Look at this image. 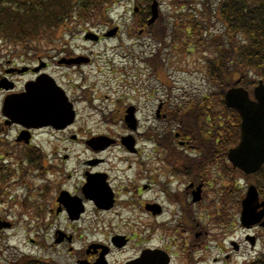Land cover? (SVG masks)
Listing matches in <instances>:
<instances>
[{
    "label": "rangeland",
    "instance_id": "obj_1",
    "mask_svg": "<svg viewBox=\"0 0 264 264\" xmlns=\"http://www.w3.org/2000/svg\"><path fill=\"white\" fill-rule=\"evenodd\" d=\"M157 1L160 4V13H162L161 27L167 30L164 42L155 41L151 32L140 37L138 32H135L134 25L135 1L122 0L111 13L113 26L109 28L99 26L94 30L83 27L81 32H75L74 35H71L70 31H65L63 36L67 50L70 51L71 56L76 55L77 60H81L77 69L57 66L58 60L68 57L66 54H62L63 52L60 54L51 52L48 55L50 58L43 59L44 64L49 65L46 72L68 91L72 100L78 102L76 106L77 120L64 133L43 130L34 138L33 147L41 149L44 156L47 157L45 166L49 173L46 175L45 181L37 178L38 173L34 171L27 179L21 180L22 170L20 166H17L19 156L16 154V149L21 148L16 147L14 142L20 132L14 127L11 128L10 125L9 131L0 133V157L6 158L4 164L9 166V169H5L6 175L13 178L9 184L0 182V192H2L0 195V219L12 225L9 229L0 228V264H20V261L27 255L52 261L55 264H77L90 245L99 244L106 237L109 238L108 234L124 230L126 226L141 225V229H134V232H137L139 237L142 234L145 237L144 242H149L152 246L157 244V234L153 230L154 220L142 213L144 205L155 200L153 195L157 188L141 195H137L136 190L141 189L143 183H148L147 178L150 174L159 172L163 175V170L166 167V160L163 158L166 156V152L159 141L152 137H145L144 133L157 134L161 138L169 134V130H172L173 133L178 132L179 124L171 117L159 120L155 116H151L150 120H145L143 114L148 110H156L161 103H165L166 106L168 103L167 108L169 109L181 106L184 113L187 103L192 109L201 105L202 101L199 102V99L203 95L217 91L211 87L215 85L205 73V68H200V65L204 64V59L208 58V55L214 56L210 46L212 37L219 35L222 37L225 32L223 23L216 16L212 18V25L208 26V19L204 15L205 9L202 8L206 0H198L187 9L188 16L186 15L185 19V23L188 24L190 20H197L200 23V28L194 31L191 36V40L198 46V50L192 49V44L189 48L194 51L188 53L189 48L186 51L188 46L182 43L174 48L171 45V32L176 24L181 23L179 14L182 11L179 6L171 5L169 1ZM208 1L214 7L219 0ZM204 23L206 24L204 25ZM159 26L155 27L153 31H159ZM116 27L119 28L116 37L102 39L98 43L88 42L84 39L86 33L102 36ZM181 32L179 31L178 34L186 37L187 33L182 34ZM158 51L162 52L163 59V63L161 62L159 67L150 62ZM2 54H4L2 61L6 63L3 69L28 66L32 62H36L23 49L15 50L12 47H3ZM9 54L14 55L10 58L7 56ZM181 54L184 56H180ZM202 54L204 55L202 56ZM22 59L25 62L28 61L29 64L24 63ZM14 64L19 65L12 66ZM43 70L39 69L37 75H40ZM2 72L0 67V74ZM34 79V76L28 74L9 82L17 81L19 87H23L24 84ZM235 80H238V77H235ZM1 85H4V82ZM8 94L0 92L1 128L4 123L2 105ZM130 106L137 109L139 124L136 132H132L123 122L125 111ZM131 134L136 138L137 145L141 149V162L138 165H136V157L125 154L121 147L117 146L123 137ZM73 136L86 139L108 136L114 137L117 143L109 148V151L95 154L88 151L82 142H74ZM29 157L35 158V154L30 153ZM95 157H102L105 162L97 165L98 168H96L97 166L89 167L86 162ZM216 163L217 161H212L204 165L210 183L209 197L204 200V203L193 205L192 209L196 223L210 234L204 243L205 246H210V264H214L217 257L223 258L220 261L225 264V254L212 248L213 246L226 245V251H228L230 241L245 243L246 233H243L237 221L240 212L238 191L245 195L248 187L255 183L251 177H245L238 171L231 170L232 167L229 163L228 166L226 165L228 170L223 165L216 166ZM56 165L59 166L57 167L60 169L59 172H52L51 168H55ZM130 165L132 168L128 169ZM94 168H96L95 170L108 171L114 185L122 189L119 194L123 205L118 209V217L101 213L95 208H90L89 215L77 223H71L64 217H58L55 206L59 196L58 192L60 189L74 188V186L67 185L68 176L75 174L78 179L84 172ZM16 169H19V175L15 178L14 170ZM55 177L65 178L64 184L52 182ZM132 180L136 182L135 188L128 184ZM161 183L163 182L161 181ZM46 184L48 186H45ZM239 187L243 188L239 189ZM40 189H43L44 197L39 206L41 212L36 216L35 209L38 207L40 199L33 208L28 210L24 209L22 204L25 200L34 202V195L39 194ZM15 201L17 202L15 203ZM161 201L166 203L165 196ZM126 202H130V205H126ZM134 208L137 209L136 212H133ZM217 214H221V220L224 221L222 227H218ZM173 224L190 226V223L184 219L180 205L177 207ZM58 231L73 235V248L68 242L57 240ZM254 232L258 239L256 250L250 251V247L245 248V259L242 256L233 260L232 264H245L264 253L263 231L256 229ZM222 235L223 239L220 238ZM186 237L192 236L189 234L183 237L180 233L178 235L171 233L170 236L166 233L161 234L163 244L171 245L179 252H181L182 246L185 248L183 238ZM128 255L117 252L111 261L113 264H120ZM177 264H187V261L180 255L177 258Z\"/></svg>",
    "mask_w": 264,
    "mask_h": 264
},
{
    "label": "trees",
    "instance_id": "obj_2",
    "mask_svg": "<svg viewBox=\"0 0 264 264\" xmlns=\"http://www.w3.org/2000/svg\"><path fill=\"white\" fill-rule=\"evenodd\" d=\"M135 1L141 9L140 14L135 17V24L142 28L146 26L152 0ZM165 1L179 6L180 11L184 13L179 14L181 23L172 28L171 35L174 37V43L187 45V34L185 37L178 33L179 31H182V34L187 33L188 26L185 23L187 9L198 0ZM120 2V0H0V67L5 70L3 68L6 63L2 61L3 47L23 49L31 59L40 60L50 52L58 54L64 50L65 31H70L71 35H74L83 27H110L113 24L110 12L119 6ZM202 8L205 9L204 15L208 19L209 27L212 25V18L216 16L225 28L224 36L219 35L210 41L214 56L207 61L209 75L213 77L220 90L216 95L219 105L221 91H226L235 77L242 78L243 86L249 88L256 85V78L264 81V0H219L214 7L206 0ZM161 21L162 17L157 23L160 30L157 32L154 30L153 33L154 38L163 41L167 30L161 27ZM13 55L7 56L12 58ZM22 61L25 62L23 59ZM192 114L182 119L181 126L185 136L190 138V144L205 152L200 160L204 161L210 156L211 147L220 146L221 150L218 153H225L230 145L238 141L239 117L233 111L225 107L223 111L225 124L223 128L216 127L213 138H221L220 144L205 132L209 125L207 115L213 118L210 106L194 110ZM167 139L172 151L175 146L173 138ZM23 155H28L26 149ZM216 155H213L214 158ZM259 179L264 181V170ZM262 186L264 189V183ZM27 264L44 263L32 261Z\"/></svg>",
    "mask_w": 264,
    "mask_h": 264
},
{
    "label": "flooded vegetation",
    "instance_id": "obj_3",
    "mask_svg": "<svg viewBox=\"0 0 264 264\" xmlns=\"http://www.w3.org/2000/svg\"><path fill=\"white\" fill-rule=\"evenodd\" d=\"M148 20H149V18H148ZM148 20H147V22H148ZM145 34H146V30L144 28L140 29L139 35L144 36ZM162 104H164V105H162ZM188 105L189 104L187 103L185 109H188ZM165 107H167V106H165V103H161L158 105L156 110L146 111L143 114L144 119L150 120L151 116H155V118H157L159 120H165L167 117H170V114L168 112L166 113ZM159 110H160V114H159ZM178 115H180V113H174L173 118L176 119V117ZM124 120H125V118H124ZM146 135L147 134H145V137H146ZM176 138L179 140V144H183L182 146L181 145L178 147L176 146L178 149H180V151H183V153L181 154L180 157L181 158L186 157V158H189L191 160L186 161V162L178 161L177 160L178 159V152L174 151L175 147H173L172 151L170 152L171 157L169 159H167V157L164 156V158H163V160H166V162H165L166 167L163 170V175H161V173H159V172L157 174H154V173L150 174V176L147 178L148 183H143L141 189L136 190L137 195H141L143 193L144 194L148 193L153 188L154 189L157 188V191L153 195V196H155V199H156V200H154L153 204H157V205H155V209H156L158 215L152 216L150 211H148L147 209H144V212H143V213H145V212L149 213L150 218L154 217V220H155L154 230L156 231L157 238H158L157 244L155 247L152 246L150 243H149L150 246H146V248H144V247L140 248L139 246L134 247L132 250L135 252V256L133 258L132 257L128 258L127 261H122L120 264H127L129 261H133L134 259H137V257L139 255H141L142 252L144 253V251H147V250L164 252L169 257V264H177V258L180 255L186 261H190V260H192V257L194 255L195 251H197L199 248H200L199 251L204 249V248H201L203 246L202 241L207 240L208 237L210 236L209 232L204 231V229L201 228L199 224H197L196 228L194 227L193 224H194L195 220L193 218V209H192V206L194 205V203H193L194 192L199 186H201L202 199H201L200 203H198V204L204 203V200H206L209 197L210 184L208 182V176H207V174H205V175H203V178H199L196 181L194 180V178H193V164H194L193 152L196 150L195 149L196 147L195 148L190 147L188 145V139H184L181 134L178 136L176 135ZM128 141L131 144L133 143L132 139H128ZM85 146H87V145H85ZM138 149L139 150H137L136 153L127 152V154L129 156L136 157V161H137L136 165H138L141 162V160H140L141 149H140V147ZM217 151H219V147H214L210 150V152L212 154L214 152H217ZM222 156H223V154H221V156L219 155L218 157L224 161V165H227L226 164V157H222ZM217 165H221V163L218 162ZM131 168H132V165H130V167L128 169H131ZM263 170H264V168H263ZM262 171L255 174L254 179L259 178ZM100 173H101L100 171H98V172L86 171L84 173V178L82 181L81 189L79 190L77 188L75 191H73L71 193V195L80 198V200H82L84 202L85 206H88V207H89V205L94 206L93 202L89 201L90 198H88L86 196L85 186L88 184V181H89V183L98 181L97 177L100 176ZM106 173L108 174V171H106ZM97 174H99V175H97ZM100 177H102V176H100ZM106 178H108V177H106ZM161 181L163 183H161ZM129 183L133 188H135V186H136L135 180L129 181ZM114 193L116 195L115 204L110 211H107L108 213L112 212L114 210V208H116L119 204V200H120L118 197L119 194L116 193L115 190H114ZM163 196H165L166 203L161 202V199ZM63 197L64 196L61 197V201L59 202L60 204H58V213L60 214V216H64L65 210H66V213L69 212L67 206L62 201ZM178 205H180L184 219L190 223V226H187L185 224H180V225H174L173 224L174 216L177 213ZM156 211H155V213H156ZM162 233H166V235H168V236H170L171 233H174L175 235H178V233H180V235L183 237L188 236L190 234L192 237L183 238L184 239L183 243L185 245V248L182 246L181 252H179L175 249V247H172L171 245H164L163 244V239L161 238ZM64 237H66V236L63 235V238ZM66 238L67 239L72 238L74 241V237L72 235H70V237L68 236ZM220 238L223 239L224 236L222 235ZM195 239H196L197 243L194 242ZM109 244H110V242H109ZM109 244L107 246L101 244V248L99 250H89V252L87 254H85L82 259H79L77 262L79 264H81V262L87 261L88 264H95L97 262V260L99 259V257H101L105 251L107 252L106 255L107 256L109 255L108 258L112 257L113 252H112V249H110ZM96 248H98V247H96ZM239 249H240V247L234 246V250H239ZM230 258H231V256L230 257L228 256L226 259L230 260Z\"/></svg>",
    "mask_w": 264,
    "mask_h": 264
},
{
    "label": "water",
    "instance_id": "obj_4",
    "mask_svg": "<svg viewBox=\"0 0 264 264\" xmlns=\"http://www.w3.org/2000/svg\"><path fill=\"white\" fill-rule=\"evenodd\" d=\"M152 13L153 18L151 19L150 24L154 23L159 16L157 2H154L152 6ZM116 33L117 29L110 32L106 36L111 37ZM88 38H90V36ZM95 38L96 37H93V39ZM41 79L38 81V85L35 84L33 86L35 87L33 89L34 98H31L29 94H22L7 98L4 106V114L12 119L17 117V114H20L17 121L24 127H40L46 124H51L52 122L32 123L31 118L39 120L51 119V117L48 116V113L55 117L56 122L59 121L54 112L61 111L63 107L70 110L67 98L65 97L64 92L55 85L53 80L41 82ZM1 87L6 89L13 88L12 85L6 86V84ZM255 97L258 100V103L253 102L249 97V93L242 88L232 89L226 94L227 105L237 110L242 118L241 142L236 149L231 150L229 158L235 167L241 169L247 174L260 170L264 165L263 83H260V86L255 90ZM48 107L50 110L47 109ZM129 112L131 113V110ZM26 120H29L30 122L24 124ZM71 121L68 123L65 119L61 120L62 123L67 122L68 124H71ZM126 121L130 123V127L132 129L135 128V123L132 117H128ZM67 123H64L62 126H65ZM58 124L59 123L57 122L56 124L54 123L51 125L58 127Z\"/></svg>",
    "mask_w": 264,
    "mask_h": 264
}]
</instances>
